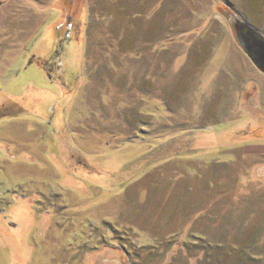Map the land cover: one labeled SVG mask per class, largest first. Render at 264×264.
<instances>
[{"label": "rangeland", "instance_id": "374dc122", "mask_svg": "<svg viewBox=\"0 0 264 264\" xmlns=\"http://www.w3.org/2000/svg\"><path fill=\"white\" fill-rule=\"evenodd\" d=\"M234 15L264 35V0H0V264H264Z\"/></svg>", "mask_w": 264, "mask_h": 264}, {"label": "water", "instance_id": "95a60500", "mask_svg": "<svg viewBox=\"0 0 264 264\" xmlns=\"http://www.w3.org/2000/svg\"><path fill=\"white\" fill-rule=\"evenodd\" d=\"M231 26L238 44L264 73V35L237 15L232 16Z\"/></svg>", "mask_w": 264, "mask_h": 264}, {"label": "trees", "instance_id": "16d2710c", "mask_svg": "<svg viewBox=\"0 0 264 264\" xmlns=\"http://www.w3.org/2000/svg\"><path fill=\"white\" fill-rule=\"evenodd\" d=\"M249 256H251V257H250L251 261H252V258H256V256H254V255H247V256H242V257H243V258H244V257L249 258ZM257 259H258V258H257ZM257 259H254L252 262H255V261L257 262ZM258 260H259V262H261V261H260V258H259ZM252 262H251V263H252ZM237 263H238V264H243V263H246V262H245L243 259H241V257H239V259L236 260V261H234L232 264H237Z\"/></svg>", "mask_w": 264, "mask_h": 264}]
</instances>
